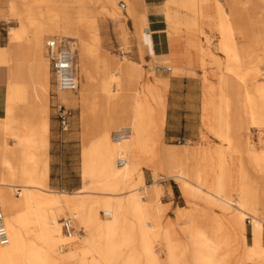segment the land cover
I'll return each instance as SVG.
<instances>
[{
    "label": "bare ground",
    "instance_id": "obj_1",
    "mask_svg": "<svg viewBox=\"0 0 264 264\" xmlns=\"http://www.w3.org/2000/svg\"><path fill=\"white\" fill-rule=\"evenodd\" d=\"M255 1L258 6L264 4V0ZM244 2L254 0L163 2L166 37L172 42L182 39L188 64L204 70L207 92L202 104L203 140L212 134L228 145L232 143L225 132L229 124L218 116L222 111L215 105L214 79L205 71V57L209 55L214 65L218 56L198 43L199 36H208L204 27L213 21L208 12L212 3L217 10L216 49L231 61L228 70H238L237 78L244 87L241 105L250 118L264 119V110L253 111L254 95L264 101V80H257L262 73L241 56V50L246 54L258 50L262 54L259 61L264 62V10L255 12L258 17L254 20L255 14L244 10ZM117 3L118 0H15L10 4V17L20 23L9 29L10 63L4 66L0 62L7 75L5 116L0 119V205L9 239L7 245H0V264H181L183 254L176 252L171 232L160 223V208L156 207L160 187H156L150 200L142 199L140 192L130 191V208H125L122 200L84 197L118 196L114 193L117 182L132 174H137L143 183L141 168L150 162L157 163L177 181L181 196L190 206L178 208L176 213L180 219H189L181 227L190 240L189 264H229L230 253L219 255V250L237 244L242 247L238 264L255 259L264 264V145L258 151L246 139L234 150L231 160L236 171H231L229 177L232 182L233 177L241 180L234 199L228 184L209 183L211 173L202 164L206 149L182 146L181 150L163 143L167 82L152 73L146 76L144 63L112 58L100 45L96 19L104 13L120 14ZM41 4H45L44 12L38 8ZM143 9V0H125V16L132 20L134 35L141 43L151 44ZM189 11L192 15H187ZM123 32L127 36L124 27ZM44 33L66 37L75 55L77 92L57 89L56 97L63 106L73 107L78 101L82 136L87 139L82 152V179L89 182L73 193L55 192L47 183L50 110L48 61L41 54ZM151 58L162 62L167 56ZM223 85L231 89L228 79ZM218 98L228 110L230 96L222 86ZM96 122L97 130L91 127ZM119 126L130 130L129 137L111 141L108 131ZM145 134L150 143L144 139ZM8 139L13 145H7ZM92 187L105 193L89 192ZM195 201L216 208L220 222L199 220L204 210ZM125 213L136 217V225L123 217ZM60 215H65V221L57 219ZM72 218L80 221L86 232L84 238L70 231V224L74 228ZM247 220L251 225V245L246 243ZM79 239L80 251L75 252L71 246ZM136 243L138 251L133 249ZM155 244L165 247V263L155 252ZM121 247L130 249L125 257L118 253Z\"/></svg>",
    "mask_w": 264,
    "mask_h": 264
},
{
    "label": "rangeland",
    "instance_id": "obj_2",
    "mask_svg": "<svg viewBox=\"0 0 264 264\" xmlns=\"http://www.w3.org/2000/svg\"><path fill=\"white\" fill-rule=\"evenodd\" d=\"M14 1L15 0H11V2H14ZM8 3H9L8 0H0V6L2 7L3 13L6 16H8L7 15L8 14ZM258 5L260 4L256 2L255 0L254 2L244 4L245 6L244 10H247L248 12L250 11L251 13L255 14L254 20H256V17H258L256 16L258 13L256 14L255 12H257L259 9L264 10V4H262L261 6H258ZM117 7L120 10V14H115L113 12L104 13L103 15L98 16L96 19L97 33H98V36H100V45L107 52V54H109V56H111L112 58H117V59L127 58L128 60L130 59L133 62L135 61L138 62L140 61L139 41L134 35L132 20L129 17L125 16V11H124L125 0H118ZM211 7L212 8L208 12L212 15L213 21H211L212 22L211 26L207 25L204 27L208 36H204V35L199 36L200 38L198 40V43L202 45L203 48H207V49L209 48L210 51L214 53V55L218 56L216 58L217 62H215L214 65L211 63L212 59L209 55L205 57L206 65H207L205 68V71L207 70L206 72L211 74L210 75L211 78L214 79V82L215 84L218 85V87L220 84L222 85V83L226 79H228L229 87L232 88V90L230 89L231 91H229V94L232 93L234 95L233 97L230 96V101L228 102V105H229L228 110L226 109L223 102L220 103V100L218 97L215 101L216 102L215 105L217 107H221V111H222L220 115L218 116H220V118L222 117L223 122H225L226 124H229L228 125L229 127L226 128L225 132L227 135H229L232 143L231 145H228L227 142L220 141L219 139L215 138V136H213L212 134H209L207 138H204L203 140L200 138V132H199L198 140L196 141L186 142V143L181 142V141L176 142V143H173V142L166 143L165 142V144L166 145L177 144L181 150L183 149L182 146H186V148L191 149V150L198 149V148H202V150L206 149L204 150L205 152L204 155L206 156V159L204 160L202 164H203V167H205L207 171L211 173L210 178H209V183L214 184V185H218L219 183L228 184V186L232 189V191L230 192V196H232V198L235 199L237 197L236 190L239 187V182H241V180L238 181V177H235V178L233 177L234 180L232 182L231 178L229 177V173L231 171H236L234 168L235 163L234 161L231 160V157H234V154H235L234 150H236V147L239 146V143L241 142V140L249 139L252 142V145L254 146V148L258 151L263 147L264 145V119H262L261 117L254 118V119L250 118V114L246 112L243 105H241L244 101L243 83L240 82L237 78V74H238L237 69H235L234 71L228 70V68L231 65V61L227 59L226 54L216 49L217 42L219 39V37L214 36V34H216L215 29H216V22H217V15H216L217 10L214 7V3H212ZM38 8L40 12H44L45 4L39 5ZM187 15H192V14L189 11ZM10 19L12 21L8 22L7 20H5L4 17L0 18L1 20L0 22V45L6 44L7 42L6 37H7V34H9V29L13 27L17 28L20 23L19 20H15V18L10 17ZM263 20H264V17H263ZM123 27L126 29L127 36L124 35ZM163 34H165V32ZM55 36L49 33H44V37H43L44 40L42 42L41 54L46 59H47V56H45L46 43L48 42V40L55 38ZM56 37H61V36H56ZM239 48L241 50V46ZM7 53L5 55V59L2 60V64L4 66L10 63L8 62L9 59L7 57ZM261 55L262 54L258 52V50L256 51L251 50L249 51V54H246L245 52H243V50H241L242 58L247 60L246 64H249V65L254 64V66H257V68H259V72L262 73V75H259L257 77V80H264V62L259 61V58H261ZM190 66H193V65H190ZM168 67H170L168 63L164 64L160 62L158 59L152 60L151 62L147 63L146 66L144 63V66H143L146 76L152 73L153 76L156 77L157 79H161L162 75L182 76L184 74H189L190 76L193 77L192 82L196 84L198 87H200L202 90L200 74L202 73L204 75V70H202L200 67L193 66L196 70V74H190L187 72L180 73L178 71H172V72L170 71V72H165V74H162L161 68H164L165 70ZM241 68L243 69V67ZM157 70H160V71H157ZM48 74H49L48 103H49V110H50L49 111V128H50V117L52 116V114L55 113V110H54L55 97H57L58 92L55 88L54 77H53V74H51L49 61H48ZM222 87H223L224 92L228 94V89L226 90L224 86ZM198 96H199L198 103L196 104L197 110H198L197 118L201 122L202 92H201V98H200L199 93H198ZM253 101H254L253 105L255 107L253 110L254 113L264 110V101L258 95L253 96ZM65 108L66 110L69 109L72 117L75 118V121L78 122L80 118V126H81V112L78 106V101L75 102V105L73 107L65 106ZM212 123H214V121H212ZM97 124H98L97 122L93 123L91 127L97 130V127H96ZM122 128H125V127L119 126V127H115L109 130L108 131L109 139L112 141L111 135L113 131L120 130ZM144 139L147 140L148 143H150L147 134L144 135ZM85 140L87 139L84 137V143H85ZM6 142H7V145H10V146L13 145V141L10 139H8ZM83 148H82V152H83ZM116 160L117 159L115 158V162ZM82 161H83V157L81 154V164H82ZM141 174H142V177L144 174V177L146 178V180H150L149 184L146 182V180H144V178H143L144 182L142 183L141 181H139L137 174H132V176L124 179L122 182H117L118 189L114 193L119 194L118 196H114L110 198V197L98 194L96 196H84V197L95 199V200L96 199H108V200H112L113 202H115L116 200H122L124 207L130 208L131 202L128 200L129 198L128 193L130 191L134 190L136 192H139L140 190L143 193L144 186L146 185L149 186L150 184L152 185L153 191H155L156 187H160L161 190L156 195V198H157L156 207L160 208V216H161L160 223L163 225V227L167 228L171 232L173 236V241L175 243L176 252L183 254V259L181 261V264H189L188 259L191 253L190 246H189L190 240H189V236L181 231V227H184L185 225H187L189 219H180L178 218V216H176V213H177L178 208L183 207V208L188 209L190 208V206L186 202L185 198L181 196L179 189H178L177 181L169 177L160 168V166L157 165V163L153 164L152 162H150V164L142 165ZM100 178L104 179L101 176ZM81 182L84 184V183H88L89 180L81 179ZM169 183L173 184L175 196L177 197V204L175 205L174 209L172 208V203H169V205H165L167 200L166 198H164L165 189L163 185L164 184L169 185ZM250 185L251 184L248 183V186ZM88 191L95 192V193L96 192L105 193L101 189L99 188L95 189L94 187L90 188ZM141 198H142V194H141ZM194 204L198 205L199 207H202V209L204 210V216H200V217L198 216L199 220L205 221V222L207 221L213 224L215 222L216 223L220 222V217L218 216V210L216 208L210 207L209 205L203 202H199V201H195ZM193 207L194 206L192 205V208ZM64 216L65 215H60L57 219L59 221L60 220L65 221L63 219ZM123 217L125 219L134 221V224L136 225L137 223L136 217L132 216L130 213H125ZM261 217H262V220H264V210H261ZM71 221H73L74 228L70 224L69 225L70 231L74 233L75 236L84 238L86 235V232H84V230L82 229L80 225V221L75 218H72ZM261 225L263 227L262 228V232H263L262 245L264 246V221L262 222ZM71 228H73V231L71 230ZM246 231L251 232V225L249 224V220H247L245 224V232ZM247 232H246V236H247ZM246 243L248 245H251V243H248L247 237H246ZM79 247H80V239L78 240L77 243L71 246V248L75 252L80 251ZM65 248L68 249V246H65ZM133 249H136V251H138L139 245L137 243L134 244ZM154 250L158 254L160 260L165 263L166 256H167L165 247L155 244ZM129 251L130 249L128 247H121L119 248L118 253L122 257H125L126 255H128ZM241 252H242V247L241 245L237 244V245H233L230 247H225V248L220 249L219 255L230 253L229 260H228L229 264H238L241 262V259H240ZM134 254L137 256L136 252ZM262 261L263 260L255 259L252 262H249L248 264H261ZM135 264H141V263L136 262Z\"/></svg>",
    "mask_w": 264,
    "mask_h": 264
},
{
    "label": "crops",
    "instance_id": "obj_3",
    "mask_svg": "<svg viewBox=\"0 0 264 264\" xmlns=\"http://www.w3.org/2000/svg\"><path fill=\"white\" fill-rule=\"evenodd\" d=\"M8 2V16L3 13L2 7L0 6V18L4 17L5 20L11 22L12 20L9 17L11 0H8ZM163 2L164 0H143L144 9L142 14L144 15V17H146V26L148 28V33H150L151 35L152 41L151 44H149L141 43V41L138 40L140 61L135 62L145 63L146 66L147 63L152 61V56L158 57L166 54L167 58L165 59V61H162V63H168L170 67L166 68L165 70L164 68H161L162 74L170 71L196 74L195 68L188 64L187 49L184 45L183 40L177 39L172 42L168 37H166V34H163L167 29V23L165 21V18L162 16L164 10ZM8 35L9 34H7L6 37V44L0 45V62L5 59V55L8 52V47L10 44ZM141 48L143 49V54L141 53ZM156 52L159 54H157ZM6 77V68L0 67V119H3V117L5 116L4 92ZM200 77L203 91L200 87L192 82L193 77L189 74H184L182 76L162 75L161 79L167 82V90L165 96V120L162 138L163 143H176L179 141L186 143L198 140L199 132L201 134L203 126L202 104L207 92L206 83L202 78V73L200 74ZM215 85L216 89L214 90V92L217 93L215 94V97L217 98L220 86L224 85L223 83L222 85L220 84L219 87L217 84ZM224 88L227 90L226 87ZM201 92L202 107L200 122L197 118L198 110L196 104L198 103V93L200 94L201 98ZM228 95L233 97L234 94L228 93ZM57 105H59V102L55 97V113L50 117V148L48 159L49 174L47 183L49 188L55 192L73 193L78 191L83 185V183L81 182V154L84 145L82 136L83 130L80 126V118L77 122L75 121V118L72 117V115L67 118V127L63 130L61 128L60 120L58 117V110H56ZM173 145L178 146L177 144ZM143 178L144 180H146L144 174ZM146 182L149 184L150 180H146ZM163 186L165 189L164 198H166L167 200L165 205H169V203H172V208L174 209L175 205L177 204V197L175 196L174 186L172 183H169V185L164 184ZM143 189V193L139 190V192L142 194V199L150 200L154 196L152 185H146ZM246 237L248 239V243L252 244V232L248 231Z\"/></svg>",
    "mask_w": 264,
    "mask_h": 264
},
{
    "label": "built area",
    "instance_id": "obj_4",
    "mask_svg": "<svg viewBox=\"0 0 264 264\" xmlns=\"http://www.w3.org/2000/svg\"><path fill=\"white\" fill-rule=\"evenodd\" d=\"M45 56H47L50 64L56 90L77 92L78 76L74 67L75 55L69 41L56 36L48 40L45 46ZM56 110H58L61 128L64 130L67 127V118L71 116V113L61 104L57 105ZM129 135L130 130L122 128L113 131L111 138L112 140L122 141L127 139ZM118 163L123 164V161L119 160ZM71 230L73 231V228ZM8 241L7 229L3 221V212L0 205V245H7Z\"/></svg>",
    "mask_w": 264,
    "mask_h": 264
}]
</instances>
